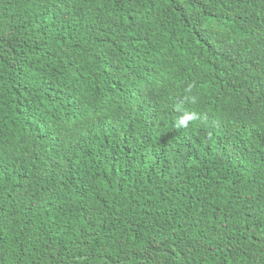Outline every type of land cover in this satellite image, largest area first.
Here are the masks:
<instances>
[{
    "label": "trees",
    "instance_id": "16d2710c",
    "mask_svg": "<svg viewBox=\"0 0 264 264\" xmlns=\"http://www.w3.org/2000/svg\"><path fill=\"white\" fill-rule=\"evenodd\" d=\"M0 264H264V0H0Z\"/></svg>",
    "mask_w": 264,
    "mask_h": 264
},
{
    "label": "clouds",
    "instance_id": "9594fccd",
    "mask_svg": "<svg viewBox=\"0 0 264 264\" xmlns=\"http://www.w3.org/2000/svg\"><path fill=\"white\" fill-rule=\"evenodd\" d=\"M194 117L192 115H186L181 121V125H185L189 120L193 119Z\"/></svg>",
    "mask_w": 264,
    "mask_h": 264
}]
</instances>
